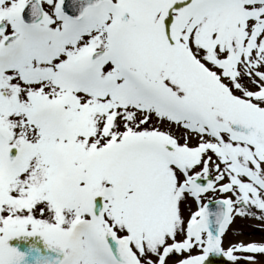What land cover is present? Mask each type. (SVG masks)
<instances>
[{
    "label": "snow or ice",
    "instance_id": "1",
    "mask_svg": "<svg viewBox=\"0 0 264 264\" xmlns=\"http://www.w3.org/2000/svg\"><path fill=\"white\" fill-rule=\"evenodd\" d=\"M0 264H264V0H0Z\"/></svg>",
    "mask_w": 264,
    "mask_h": 264
},
{
    "label": "rangeland",
    "instance_id": "2",
    "mask_svg": "<svg viewBox=\"0 0 264 264\" xmlns=\"http://www.w3.org/2000/svg\"><path fill=\"white\" fill-rule=\"evenodd\" d=\"M252 223L255 224V222H252ZM246 231H249L252 234L249 235V236L241 237V239H252V240H259V239H261V235H262L261 232H259V231H253L251 228L246 229ZM225 245L227 246V239L225 240ZM213 259L216 262H221L222 261V258L221 257L213 258ZM223 259H226V258H223Z\"/></svg>",
    "mask_w": 264,
    "mask_h": 264
}]
</instances>
